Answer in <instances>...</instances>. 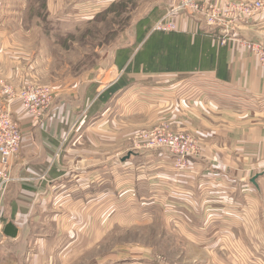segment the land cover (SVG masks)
Here are the masks:
<instances>
[{
  "label": "crops",
  "instance_id": "1",
  "mask_svg": "<svg viewBox=\"0 0 264 264\" xmlns=\"http://www.w3.org/2000/svg\"><path fill=\"white\" fill-rule=\"evenodd\" d=\"M178 1L161 0L150 9L152 16L149 14L146 22L152 28L147 29L145 39L137 44V36L135 43L123 52V59H113L103 75L86 85L85 90H90L88 95L83 89L76 95L70 91L68 94L55 92L54 103L42 121L31 120L19 103L15 104L13 114L24 139L20 154L12 163L17 181L10 185L5 196L0 264H74L71 254L79 255V251L98 242L105 230L113 227L111 221L116 219L119 199H128L131 203L134 195L149 200L148 206H152L143 213L145 219L151 218L156 210L168 217L169 207L175 205V214L180 219L174 223L196 245L209 246L215 231L205 236L197 229L194 235L186 227H196L195 221L188 222L185 218L205 220L206 216L232 213L229 225L240 222V226L222 227L220 232L240 241V264H264V170L257 171L261 166L257 162L250 177L254 188L246 191L243 187L248 186V177L232 173L235 162L222 157L229 165L221 167L218 161L223 149L229 150V147L242 151L234 157L246 164L256 162L264 153V67L247 48L233 42L222 46L221 34L211 33L202 16H180L175 18L176 32H154L155 23ZM220 1L224 7L228 0ZM154 34L177 40L164 44V49L160 48L151 61L145 48ZM236 36L249 43H264V11L251 21L240 23ZM180 38L186 40L187 49L181 48ZM171 49L175 51L173 54ZM2 54L1 51L0 57ZM139 55L147 60L138 63ZM3 61L2 58L7 71L10 66ZM13 70L14 79L7 73L4 78L18 90V82L21 85L26 79L18 78L22 76L18 68ZM108 75L110 82L97 86L102 84L99 78L106 79ZM137 75L170 76L180 82L159 88V95H145L144 91L141 97L123 94L132 85L127 78ZM196 76L203 77L202 82L186 83ZM3 96L6 99L1 95L0 108L10 98ZM77 114L83 118L74 132L79 119L72 124L71 115ZM136 114V117L150 118L151 123L170 117L180 131L204 138L200 140L208 146L199 143L200 151L206 148L217 153L212 154L211 160L191 159L187 170L180 172L174 167L176 159L168 150L154 154L136 151L134 144L129 147L134 131L130 128ZM114 151L123 153L118 160L119 156L104 162L103 153L107 156ZM46 171H49L46 179L35 185L22 181L38 178ZM239 185L240 195L233 196ZM251 206L257 218L253 227L249 217ZM86 227L94 233L98 231V237L91 243L78 235L79 231L87 235ZM45 232L61 242L57 243L50 235L44 237ZM221 244L219 252L224 250L223 257L233 261L228 253L229 244ZM53 245L63 250L53 256L46 255L43 247ZM40 248L42 254L38 251ZM123 264L157 263L149 256H142Z\"/></svg>",
  "mask_w": 264,
  "mask_h": 264
},
{
  "label": "rangeland",
  "instance_id": "2",
  "mask_svg": "<svg viewBox=\"0 0 264 264\" xmlns=\"http://www.w3.org/2000/svg\"><path fill=\"white\" fill-rule=\"evenodd\" d=\"M159 1L161 0H0V52L3 53V56L0 57V94L3 99H6L3 95L8 96L10 90L14 89L9 86L11 83L4 78L6 76L4 74L7 73L14 79L13 69L18 68V73L21 72L20 75H22L18 78H24L26 81L24 80L21 85L18 82V90L15 89L13 95H16L18 91V106L20 105L28 113L31 120L42 121L51 107L44 114L32 115L21 101L23 93L47 87L51 88L54 93L60 94H68L70 91L71 95H76L78 91L82 89L84 91V87L99 75H103L114 60L124 58L123 52L127 51L128 46L135 43L141 28L142 31L152 28L146 22V17L150 14V9ZM157 14L156 12L153 15ZM150 16L152 15L150 14ZM220 44L224 46L222 41ZM2 58L5 65L10 66L7 71V68L2 65ZM202 78L201 76L191 77L187 79L189 82L186 83L191 85L192 82L200 83ZM99 79L102 84L97 86H106L110 82V75L106 79H102V77ZM127 79H130L132 85L130 90L123 94L139 97L143 91L146 92L145 95L148 93L159 95L161 91L159 88L174 86L180 82L178 78L160 75L156 77L137 75ZM179 89L180 86L173 89V92ZM85 91L87 95L90 92V90L87 92V89ZM136 116L138 115H134L133 118ZM82 118L83 116H79V114L71 115L72 124L74 120L79 119L74 127V132L80 127ZM133 120L130 130L134 131L129 138V147L130 144L131 146L134 144L133 149L136 151L154 154L155 151L167 150L137 148L139 144H143L141 135L161 130L163 133H184L191 140L190 145L194 148L192 160L195 158L211 160L213 159L212 154L217 153L206 148L200 151L199 143L202 142L204 147L208 146L205 141L200 140L204 138L199 139L194 135L180 131L172 123L173 120L170 117L169 119L162 118L157 123H151V119L145 116L136 117ZM66 136L68 137V135ZM64 138L63 136L62 139L64 140ZM223 151L218 159L221 162V167L229 165L226 160H222V157L230 159L232 163L235 162V170L232 173L242 177L246 175L249 182L247 181L248 186L243 188L246 191H252L251 188H254V185L250 183V177L253 175V169L257 162L261 164L257 171L264 170V153L256 162L246 164L234 157V154L242 153L239 149L232 150L229 147V150L223 149ZM122 153L123 151H114L106 156L104 152V162L119 156L118 160ZM168 153L176 159L174 166L176 169L179 168L180 172L187 170L190 160L185 167L181 168L177 158L170 152ZM48 172L46 171L38 178L22 179V181L35 185L34 183L46 179ZM236 189L233 196L240 195V185ZM148 201L141 200L138 195L137 197L134 195L131 203H128V199L120 198L115 209L116 219L111 221L113 227L107 228L98 242L79 251V255L71 254L75 259L74 264H123V262L137 260L142 256L151 257V261L157 264H240V241L230 239L226 237L225 233L220 232L222 227L240 226V222L229 225L231 217L234 216L232 213L206 216L205 220L198 217H194V219L182 217L188 222L195 221L196 227H186L194 235H196L197 229L205 236H208L209 231H215L216 235L212 238L209 246L196 245L190 237L183 233L182 228L174 223L180 219V216L175 214V205L171 204L172 206L169 207L168 217L159 215L158 210L155 212L151 210L154 212L152 217L145 219L143 213L152 208V206H148L150 204ZM4 205L0 209L2 222ZM104 207L108 208L106 205ZM249 217L250 224H252L250 227H253L257 218L256 211L252 206L249 209ZM86 229L87 235H84L82 231H79L78 235L81 240L85 239L91 243L98 237V231L94 233L93 230H88V227ZM47 235H50V238L56 240L57 243L61 242L59 238L46 232L43 236ZM221 242L224 246L225 243L229 244L228 253L233 261L223 257L224 250L219 252ZM43 248L48 256L59 254L63 250L56 245ZM38 251L42 254V248ZM214 255H217L218 258L215 259ZM59 263L61 264V262Z\"/></svg>",
  "mask_w": 264,
  "mask_h": 264
},
{
  "label": "built area",
  "instance_id": "3",
  "mask_svg": "<svg viewBox=\"0 0 264 264\" xmlns=\"http://www.w3.org/2000/svg\"><path fill=\"white\" fill-rule=\"evenodd\" d=\"M220 0H179L175 6L154 27V32L173 33L177 30L175 18L180 16H202L211 33H220L219 42L226 45L229 42L247 48L264 67V43H249L238 38L236 31L240 23L251 21L264 11V1L253 2L228 0L224 7ZM10 90V98L6 105L0 108V209L9 186L17 179L12 173V163L20 154L23 143V133L19 122L13 114V108L18 102V91ZM13 95V96H12ZM55 93L51 88L29 90L21 97L25 108L32 115L44 114L54 103ZM143 141L137 147L150 150L167 149L179 161L180 167H185L191 160L193 147L191 140L184 133H163L156 130L141 135ZM190 162V161H189ZM3 222L0 219V230Z\"/></svg>",
  "mask_w": 264,
  "mask_h": 264
},
{
  "label": "trees",
  "instance_id": "4",
  "mask_svg": "<svg viewBox=\"0 0 264 264\" xmlns=\"http://www.w3.org/2000/svg\"><path fill=\"white\" fill-rule=\"evenodd\" d=\"M141 25V24H140ZM141 27V26H140ZM140 35H138V41H137V44L141 43L146 35L148 34V30L145 31V32H142V28L140 30ZM158 33H162V32H158ZM165 34H169V33H165ZM177 39L175 37H165V36H157V34H154V36L151 37L149 43L146 45V55H151L149 56V59L151 61H154L155 58H156V54L157 52H159L161 49H164V44L166 45L167 43H169L170 41H176ZM180 43H181V48L183 49H187V45H186V40L184 38H180ZM161 48V49H160ZM152 52V53H150ZM175 51L173 49L170 50V53H174ZM154 54V55H153ZM142 55H139L138 58H137V62L138 63H144L147 59L146 58H143L141 57ZM212 59V58H211ZM208 60V58L206 59ZM171 61V60H170ZM113 92V91H112ZM111 92V93H112Z\"/></svg>",
  "mask_w": 264,
  "mask_h": 264
},
{
  "label": "water",
  "instance_id": "5",
  "mask_svg": "<svg viewBox=\"0 0 264 264\" xmlns=\"http://www.w3.org/2000/svg\"><path fill=\"white\" fill-rule=\"evenodd\" d=\"M255 180H256V179L253 180L254 183H255Z\"/></svg>",
  "mask_w": 264,
  "mask_h": 264
}]
</instances>
